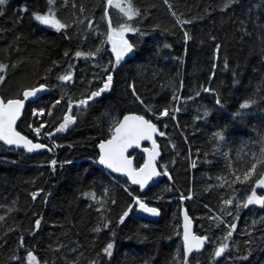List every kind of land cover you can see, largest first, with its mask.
Wrapping results in <instances>:
<instances>
[{
    "label": "trees",
    "instance_id": "1",
    "mask_svg": "<svg viewBox=\"0 0 264 264\" xmlns=\"http://www.w3.org/2000/svg\"><path fill=\"white\" fill-rule=\"evenodd\" d=\"M133 3L140 16L133 18L132 26L146 35L125 34L136 44L135 52L115 69L104 67L114 60L106 41L102 55L91 58L72 55L77 50H94L100 43L102 37L98 38V33L106 32L107 28V22L102 19L103 0H56L57 17L69 25L60 31L41 25L32 17L33 11L46 9L47 0H6L0 10V62L7 65L5 79L0 81V98H17L23 87L44 83L48 92L26 103L16 127L36 141L39 139L28 125L40 126L43 122L40 141L49 148L55 142L52 151L28 154L23 148L0 141V215L5 216L0 221V264H27L26 260L11 257L23 258L28 249L34 251L40 264H89L93 259L97 264H174L173 256L179 249L182 264L181 207L194 220L195 232L209 237L204 249L192 255L190 264H197L198 260L200 264H217V261L233 264L232 258L246 251V240L252 241L251 251L246 260L237 264H264V239H261L264 206L250 205L237 213L235 204L222 208L220 203L229 196L235 201L245 195V186L240 182L230 184L234 176L228 162L237 170L250 166L252 153L259 151V141L264 136V100L259 99L264 97V86L260 83L264 77L261 60L264 0H232L223 11L224 0H168V4L164 0H133ZM21 7L27 11L21 13ZM173 11L189 23L177 24ZM109 16L114 26L123 22L122 14L114 7L109 8ZM88 19L93 20L91 28ZM242 28L247 32H242ZM185 31L191 37L188 42L183 39ZM210 36L215 40L209 39ZM217 43L221 48L214 61ZM165 44L170 47H164ZM65 51L68 56L64 55ZM54 61L57 63L53 67ZM213 62L217 65L215 69ZM69 64L73 80L59 81L58 74L66 72ZM108 71L114 77L110 90L88 107L77 109L73 105L70 114L77 119L64 131L45 136V132L52 131L62 121L63 113L69 111V98L81 99L85 91L90 93L99 88ZM233 71L239 81L236 85L232 83ZM212 73L214 76L209 79ZM129 85L134 86L143 103L135 100ZM201 85L221 94L223 109L214 106L215 95L203 92ZM196 91L200 92L198 97L194 95ZM173 94L193 96V99L174 101ZM249 97L256 98L257 104L245 110L243 119L233 121L231 113ZM56 100L61 103L53 106ZM145 105L151 106L156 115L147 112ZM40 107H51L52 114L46 111L40 119L32 118V109ZM165 107L170 112L180 109L175 113L176 119L171 115L158 118L159 111ZM203 107L210 109V115L195 119L203 115ZM106 112L121 117L125 112H136L157 125L156 140L161 153L157 165L163 172L166 168L172 180L163 177L140 192L125 176L98 167L95 145L100 138H107L101 136L110 122L101 115ZM226 124V139L214 147L216 141L210 138L211 133ZM159 132L166 134L160 136ZM129 155L134 157L135 167L143 162V154L136 149H131ZM52 160L57 161L55 166L49 164ZM65 160L72 163L61 166ZM221 175L228 177L224 184L216 179ZM189 188L193 193L190 199ZM36 189L42 192L33 198L30 193ZM86 191L105 200L103 213L111 221L110 229L92 231L100 220L97 212L100 203L84 196ZM129 193L154 200L149 204L160 209L159 218L143 219L133 208L123 223H117L123 209L133 203ZM181 194L186 197L184 201L180 200ZM257 194L264 195V191L257 188ZM8 207L14 210L8 213ZM217 215L222 222L209 220ZM36 219L41 220L38 228ZM233 220L237 227L228 242L236 247H230L220 258L209 260L213 242L221 241L225 226ZM253 220L257 221L254 226ZM249 227L253 228L252 234ZM21 237L23 247L18 248ZM109 239L114 247L112 255L106 256L100 250Z\"/></svg>",
    "mask_w": 264,
    "mask_h": 264
},
{
    "label": "snow or ice",
    "instance_id": "2",
    "mask_svg": "<svg viewBox=\"0 0 264 264\" xmlns=\"http://www.w3.org/2000/svg\"><path fill=\"white\" fill-rule=\"evenodd\" d=\"M165 4H168V0H164ZM55 3L56 0H47V7L43 11H33L32 17L35 21H38L41 25H46L50 28L55 29L56 31H60L62 29H67L69 25L65 24L61 21L56 15L55 11ZM232 3V0H224L223 5L221 6V11L223 9L228 8ZM6 4V0H0V10H2L3 6ZM104 11L102 19L107 22L106 32L98 33V38L100 39V43L96 45L94 50H90L88 52L75 51L72 53L75 57H97L99 55L104 54V45L105 41L107 45L111 48V56L114 57V60H110L108 65H104L105 69L112 68L115 69L118 64L121 63L122 60L126 58L129 54H132L134 49L136 48V44L130 42L129 39L126 38V33H139V35L144 36L146 33L141 32L138 27L132 26L133 18H139L140 11L134 5L133 0H103ZM114 7L118 9V11L122 14L123 22L113 25L110 16H109V8ZM169 10L171 11V5H169ZM21 13L27 11L25 7H21L19 9ZM83 6L80 8V12L83 13ZM173 16H176V23L183 25L185 23H189V21H182L177 14L173 11ZM243 23V21L241 22ZM87 24L91 28L93 26V20L88 19ZM242 32H247L246 28L241 29ZM98 32V29H97ZM189 33L187 31L183 34V39L185 42L190 40ZM209 39L215 40L214 36H210ZM164 47H170V45L165 44ZM221 45L219 43L216 44V50L213 57L215 61L218 58L219 50ZM264 52V48L261 49ZM65 56H68V51H65ZM261 60L264 61V55L261 56ZM57 62H53V67ZM15 62L13 63V67H15ZM72 65L69 64L68 70L62 74H58L57 79L59 81L71 82L73 80V73L71 71ZM217 67L216 63H212V68L215 69ZM225 67H227V60L225 59ZM7 65L4 62H0V81H4L5 75L3 74L6 71ZM52 69L49 68L50 72ZM255 71V69H254ZM214 73L209 75V79H212ZM237 73L233 71V85L239 83L237 80ZM100 77H97L99 79ZM113 72L108 71L106 77L103 78V84L94 90L85 91L83 94V98L73 100L69 98L68 109L69 111H65L63 113L62 121L53 127L52 131L45 132L44 135L47 137H52L53 132H62L70 124H72L77 117L70 114L73 105L76 106L77 109H80L81 106L88 107L89 103L95 102V98H99L106 91L110 90L111 85L113 84ZM91 83V81L89 82ZM261 85L264 86V77L261 79ZM182 86V85H181ZM132 89V95L135 100L143 103L141 97L136 93V90L133 85H129ZM46 85L44 83H39L37 86H25L22 88V91H18L16 94L17 98H0V141H3L5 144L10 146H16L17 148H23L25 152H33L34 150L44 149L47 145L43 143L33 142L32 139H29L27 135H23L20 131H17V121L18 118L22 116V109L25 108L26 101H30V98H38V94L41 90H44ZM201 89L205 93H211L215 95L214 106H218L220 109L224 108V101L219 92L216 89L211 87H204L201 85ZM259 90V89H258ZM195 96H199L200 92H194ZM184 99L185 101H191L193 96L181 97L179 95L173 94L172 99L174 101H179L180 99ZM260 100H264V97H259ZM61 103L60 100H56L54 102L56 104ZM257 104V99L253 97H249L244 99L240 104L236 111L231 113V118L233 121L238 119H243L246 112L250 107L255 106ZM145 109L147 112H152L153 115H156V112L151 106L145 105ZM47 111L49 115L52 114L53 109L51 107L45 108H33V115L44 114ZM180 109L176 108L170 112L168 107H165L163 110H160L158 113L159 117H165L171 115L172 119H176V112H179ZM264 111V110H262ZM102 117L107 118L110 122L107 126V132H101V136H107V138H100L99 143L95 145L96 148L99 149L98 155L95 157V161L100 165H103L106 169H110L114 173H122L127 176L128 180L132 182V184L139 185L141 189L145 187V185L149 184L150 181H153L155 177L160 175L167 176L169 180H172V176L169 174L164 165L160 167L165 168L164 172H158L156 159L159 155L156 140L153 139V134L158 131L157 125L153 123L151 119H147L145 115L137 114L136 112H125L123 116L119 115H111V113H102ZM210 115V109L207 107H203V115L197 116L195 119H204ZM28 127L39 136L41 134V130L44 128V124L41 123L39 127H32L31 124ZM227 132V124L223 127H217L211 133V139L216 141V145H219L221 141L226 139ZM165 132H159L160 136H165ZM148 140L151 141L152 147L144 148V162L139 165V167H133V159L130 155H126L128 149H130L133 145L137 148L140 147L141 141ZM261 147L258 152H253L251 156L250 166L237 170L232 168V162L229 160L228 167L231 171V175L234 176V179H231L230 184H235L236 182H240L241 185L245 186V195L241 199H237L234 201L232 196H229L227 199L221 200L222 208L227 205L235 204V209L237 213L244 208L247 209L250 205H260L264 206V195L257 194V188H264V136L260 138L259 141ZM55 147V142L53 141V148ZM53 148H48V151H52ZM229 153H225V157L227 158ZM51 165L55 166L57 161L52 160L49 162ZM72 161L65 160L61 162V166L70 165ZM194 166V165H193ZM216 179L220 181V184H224L228 177L221 175L217 176ZM230 186V185H229ZM167 190V189H165ZM42 189H36L31 192L30 195L33 198H36L38 193H41ZM108 188L105 187L104 194L107 196ZM45 198H47V194H44ZM84 196L91 197L96 199L100 203V208L97 209V212L100 214V220L97 222L96 226L92 229L93 232L99 233L102 229H110L111 221L106 217L103 213V209L105 207V200L100 197H97L94 192L86 191L83 193ZM192 190L189 188L187 198H192ZM129 197L133 201V203L127 204V206L123 209L121 214L118 217L117 223H123L125 218L129 216L130 211L133 208H137L142 210L145 213L152 214L153 216H158L160 213V209L157 207H152L144 200H142L139 196L132 195L129 193ZM159 199L160 197H156ZM186 197L181 194L180 200L184 201ZM112 204H115V200H112ZM15 205V201L13 202ZM207 207V205H205ZM14 210L13 207H8L7 212L10 213ZM181 213L183 214L184 219V231H183V262L182 264H190L192 257L190 253L193 250H201L204 247L205 241L209 239L206 235H196L191 231V220L188 214L184 211L183 207H181ZM225 214L226 209H225ZM7 215V213H5ZM5 216L0 215V221H3ZM209 220L220 221L222 222L221 216L217 215L214 217H209ZM261 221H264V217L261 218ZM41 224L40 219L35 220V225L38 228ZM257 221L253 220L252 225H256ZM226 230L221 238L219 243L213 242L214 247L212 252L209 255V260H213L215 258H220L224 254H226V250L230 249V247H236L235 245L229 244V238L233 235V231L236 229L237 225L235 220L229 225H226ZM12 229H9L11 231ZM249 234L253 233V228H248ZM113 233H110V235ZM95 239V238H94ZM264 239V236L261 237ZM246 251L242 256L233 257V264H237L239 260H246L251 251V240H246L245 242ZM18 248L23 247V237L20 238L17 244ZM114 244L109 239V241L103 246L100 250L104 255L111 256L113 251ZM99 255V253L97 254ZM180 251L177 250V253L173 256L174 264H180L179 260ZM12 260L23 259L27 261V264H40L37 256L34 254L32 249L26 250L25 257L20 258L18 256L13 255L11 257ZM47 264V262H45ZM71 264H75V262H71ZM89 264H97V260L93 259L89 262ZM197 264H200V261H197ZM219 264V261H217Z\"/></svg>",
    "mask_w": 264,
    "mask_h": 264
},
{
    "label": "water",
    "instance_id": "3",
    "mask_svg": "<svg viewBox=\"0 0 264 264\" xmlns=\"http://www.w3.org/2000/svg\"><path fill=\"white\" fill-rule=\"evenodd\" d=\"M45 26H46V25H45ZM52 29H53V28H52ZM110 50H111V48H110ZM134 52H135V49H134L133 53H132V54H129L128 56H132V55L134 54ZM126 57H127V56H126ZM113 58H114V57H113ZM37 87H38V85H37ZM48 90H49V89H48V87L46 86V88H45L44 90H41V92L38 94V97L41 96V95H43V94H45V93H47ZM36 99H37V98H30V101H34V100H36ZM27 102H29V101H26V103H27ZM25 106H26V104H25ZM24 110H25V108L22 109V114H23ZM20 118H21V117H20ZM20 118H18V120H19ZM157 129H158V128H157ZM22 134H23V133H22ZM23 135H25V134H23ZM157 135H158V131H157L156 133L153 134V139L156 140ZM29 139H30V138H29ZM2 142H3V141H2ZM33 142L42 143L41 141H34V140H33ZM3 143H4V142H3ZM98 143H99V142H98ZM43 144H45V143H43ZM156 144H157V149H158V152H159V155L157 156V159H156V164H157V162H158L159 159H160V155H161V153H160L159 144H158L157 140H156ZM45 145H47V144H45ZM9 146H10V145H9ZM11 147H16V146H11ZM151 147H152V143H151V141L143 140V141H141V145H140L139 148H137L135 145H133L130 149H128V151L126 152V155H129V151H130L131 149H136L137 151H139V152H141V153L143 154V162H144V153H143V149H144V148H149V149H150ZM16 148H17V147H16ZM48 148H49V146L47 145V147L44 148V149H38V150H34V151L31 152V153H29V152H26V153H28V154H34V153H37V152H40V151L48 150ZM96 150H97V152H99V149H98V148H96ZM130 156H131L132 159H133V167H135V166H134V157H133L132 155H130ZM143 162H142V163H143ZM142 163H141V164H142ZM97 165H98L99 168H101L102 170H104V171H106V172H109V173H112V174H115V175H123V176H125V178H126L127 181L129 182V184L132 185V186H134V187H138L139 190H140V192H145V191H146L151 185H153L154 183L160 181L163 177L168 178L167 176H164V175H160V176H158V177H155L153 181H150L149 184L145 185V187H144L143 189H141V188L139 187V185L132 184V182L128 180V178H127L126 175H124V174H122V173H114V172H112L110 169H106L103 165H100L98 162H97ZM138 167H139V166H138ZM157 170H158V172L163 173V171H161V170L158 168V165H157ZM258 189L264 191V188H258ZM151 202H155V201H148V202H146V203L149 204V203H151ZM149 205H150V204H149ZM150 206H152V207H156V206H154V205H150ZM183 209H184V211L187 213V211H186V209H185L184 207H183ZM135 214L138 215L139 217H141V218H143V219H147V220H157V219L159 218V215H160V213H159L158 216H153L152 214L145 213V212H143L142 210H139V209H137V208H136V210H135ZM187 214H188V213H187ZM188 216H189V218H190V220H191V222H192V223H191V231H192L193 233H195L196 235H200V234H197V233L195 232V230H194V227H195V222H194V220L191 218V216H190L189 214H188ZM183 231H184V219H183V214L181 213V238H182V243H183ZM205 243H206V241H205ZM204 247H205V244H204ZM204 247H203L201 250H195V249H194L193 252L190 253V256L192 257V255H193L194 253L201 252V251L204 249Z\"/></svg>",
    "mask_w": 264,
    "mask_h": 264
},
{
    "label": "built area",
    "instance_id": "4",
    "mask_svg": "<svg viewBox=\"0 0 264 264\" xmlns=\"http://www.w3.org/2000/svg\"><path fill=\"white\" fill-rule=\"evenodd\" d=\"M42 115L43 114H37V115H33V113H31V116H32V118H36V119H40L41 117H42ZM32 125V127L34 128V127H39V126H37V125H33V124H31ZM33 132V131H32ZM33 133H35V132H33Z\"/></svg>",
    "mask_w": 264,
    "mask_h": 264
},
{
    "label": "rangeland",
    "instance_id": "5",
    "mask_svg": "<svg viewBox=\"0 0 264 264\" xmlns=\"http://www.w3.org/2000/svg\"><path fill=\"white\" fill-rule=\"evenodd\" d=\"M36 136H37V134L36 133H34ZM38 137V136H37Z\"/></svg>",
    "mask_w": 264,
    "mask_h": 264
},
{
    "label": "flooded vegetation",
    "instance_id": "6",
    "mask_svg": "<svg viewBox=\"0 0 264 264\" xmlns=\"http://www.w3.org/2000/svg\"><path fill=\"white\" fill-rule=\"evenodd\" d=\"M151 205V204H150ZM155 206V205H154Z\"/></svg>",
    "mask_w": 264,
    "mask_h": 264
}]
</instances>
